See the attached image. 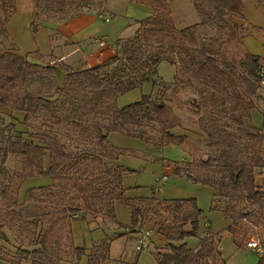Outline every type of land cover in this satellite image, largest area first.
<instances>
[{
  "label": "trees",
  "instance_id": "16d2710c",
  "mask_svg": "<svg viewBox=\"0 0 264 264\" xmlns=\"http://www.w3.org/2000/svg\"><path fill=\"white\" fill-rule=\"evenodd\" d=\"M17 1L0 0V43L6 37L8 23L17 11ZM137 1L151 5L155 13L140 21L141 26L133 36L118 41L113 57L80 71L67 69L64 82L61 86L57 85L58 94L68 91L70 85L77 83L90 86L87 95L75 109L80 111V115L98 113L102 116L101 119L94 118L91 124H81L75 119L69 121L68 117L57 112L59 97L45 95L41 90L36 92L23 88L30 77L41 72L56 74L58 71L54 66L32 62L25 56L0 47V104L11 110L8 113H23L25 121H28L31 117L40 116L42 111L50 112V116L42 123L47 130L68 123L79 129L77 133L85 135V139H80L79 144L69 147L57 136L48 133L49 131L27 137L17 130L15 138L10 139L5 146H0V176L5 175L9 179L8 182L0 179L2 196L6 197L13 188L19 193L27 178L43 175L51 178L48 186L51 196L56 194L55 190L62 192L60 203L55 204L58 214L51 216L49 225L33 241L32 249H21L20 258L28 259L33 256L32 264H65L61 262L59 254H51V239L57 228L67 234L70 250L78 261L86 258L87 264L105 263L114 237L103 240L91 249L75 244L71 219L74 214H79V218L101 216L116 220L115 206L120 201L132 208V223L125 228L132 227L135 230L147 218L143 204L148 198L128 196L129 187L124 185V178L134 170L119 163L123 151L110 142V136L112 133H119L150 143L152 141L158 147L181 145L185 142L186 135L173 132L182 121L164 98L145 94L140 100L125 106H119L117 102L119 96L141 88L145 82L153 80L162 61L176 63L169 51L174 50L177 41L181 54L187 56L182 59L185 71L191 65L198 69V75H205L214 86H218L219 82L226 83V90H231L230 97L240 114L234 121L244 124V119H248L249 129H246V133L259 146L258 152L251 154L249 145L245 144V150L240 151L239 156L235 155L232 151L235 136L217 123L209 127L203 120L201 127L205 129L213 149L206 154V159L202 157L200 161L205 167L220 169L218 173L222 179L220 183H216L213 175L205 179L194 178L192 174L187 176L195 182L214 188L220 187L224 190L231 186L234 191L232 194L227 191V194L232 200L243 199L245 204L252 207H242L235 211L236 206L226 205L221 209L230 220L226 230L238 247H243L247 235L245 222L264 228V184L257 180L258 175L264 176V151L261 150L264 145V125L257 127L252 123L251 111L254 103L250 98L260 92L261 73H264L263 58L246 50L240 58L230 59L220 49L222 42L218 37L210 36L208 41L202 43L198 41V29L204 22L177 28L173 25L167 2ZM205 1L211 6L207 18L218 25L224 22L230 25L233 28L230 36L244 44L246 34L238 33L247 22L244 16L246 0ZM55 4L60 8L66 1L58 0ZM36 7L37 5L35 10ZM32 28L34 33L39 28L34 20ZM179 71L182 72L180 67ZM10 157L21 162L18 173H10L6 167ZM44 187L46 186L37 188ZM239 190L244 194L239 193ZM170 202L174 218L172 228L177 234L165 235L166 250L157 251L158 264H226L227 259L221 248V232L213 234L206 231L196 247H191L188 243V238L198 234L203 217V210L197 199L178 198ZM13 204L18 205L17 198ZM36 222L37 220L35 224ZM121 235L123 234L118 236ZM251 237L258 239L262 247L261 240L256 236L248 235L246 243ZM56 242L61 245L60 239ZM258 264H264V256L259 257Z\"/></svg>",
  "mask_w": 264,
  "mask_h": 264
},
{
  "label": "rangeland",
  "instance_id": "374dc122",
  "mask_svg": "<svg viewBox=\"0 0 264 264\" xmlns=\"http://www.w3.org/2000/svg\"><path fill=\"white\" fill-rule=\"evenodd\" d=\"M55 1L58 0H33L37 5L34 13L36 26L40 27L43 23L59 24L83 13H92L98 17L104 13L105 0L84 2L82 0H65L66 4L60 8L55 4ZM164 1L168 3V10L175 27L183 28L204 22L198 29L199 42H206L210 36H215L222 42L220 49L230 59H238L248 50L253 54L260 55L264 60V8H262V4L256 3L258 1L264 4V0H255V5L250 0H246L244 16L250 24L244 23L242 31L238 33L246 34L244 44L239 39L230 36L233 29L230 25L225 22L218 25L217 22L207 18L211 8L207 1ZM113 3L120 10L114 19L121 18L130 26L129 29L118 32V35L110 36L109 46L115 44L114 48H116L119 40L116 43L115 41L118 36L124 32H132L137 21L147 18L151 14V10L145 5L127 2L123 4L121 0L111 1L110 5ZM106 12L108 11L106 10ZM192 16L199 19H191ZM102 39L106 40L105 36L98 35L95 41L99 43L98 40ZM180 51L181 48L177 41L174 50L169 51L170 55L174 56L176 63L162 61L157 76L153 80L145 82L141 88L119 96L117 100L119 106H125L140 100L145 94L164 98L182 121V124L176 127L173 132L186 135L183 144H171L164 147L155 146L152 141L150 143L119 133H112L110 136V142L114 146L118 144L117 147L123 151L119 158L120 164L134 170L124 178V185L132 188L128 196L150 198L143 204L147 211V218L135 230L132 227L125 228L132 223V208L127 203L119 201L115 206L116 220L105 219L101 216L78 217V219L72 216L71 219H75L72 223L75 240L88 248L96 242L107 241L108 238L114 237L112 249L104 264H134L135 261H138L137 264H158L157 251L166 250L165 235L177 234L176 230L172 228L174 218L170 209V201L178 198H196L199 207L203 210V217L198 234L188 238L189 245L196 247L206 231L221 232L223 234L221 248L227 259L226 264H258L259 257L264 256V228L245 222L244 227L247 235L244 238L243 247H238L234 243L232 235L226 230L230 220L221 211L226 205L236 206L235 211L242 207L249 209L252 207L245 204L243 199L232 200L227 194V191L230 194L233 193L234 190L231 186L224 190L220 187L214 188L195 182L187 175L192 174V177L199 179L209 178L213 175L216 183H220L222 179L218 173L220 169L213 166L205 167L200 161L202 157L206 159V154L213 149L208 142L205 129L203 130L201 127L203 120L209 127L212 126L211 124L217 123L219 127L236 137H233L235 146L232 149L235 155L239 156L240 151L245 150V144L249 145L251 154L258 152L259 146L255 145V140L246 133V129H249L248 119H244V124L234 121V118H238L240 114L239 111H236L234 100L230 97L231 90L230 92L226 90L228 87H226V83L223 81L217 83L218 86H214L205 75H198V69L191 65L188 67L189 70L185 71L183 60L187 56L181 54ZM179 67L182 72L179 71ZM57 85H61L57 73L41 72L30 77L23 88L36 92L41 90L45 95L59 97V102L56 105L57 112L68 117L69 121L75 119L79 120L81 124L87 125L93 123L94 118H102L98 113L80 115V111L75 109L90 90L88 84L81 82L70 85L68 91L61 92V94H58ZM250 98L254 103V108L251 111L252 123L257 127H262L264 124V85L262 82L259 94L257 93V96L253 94ZM10 111L0 104V146H5L10 139L15 138L17 130L27 137L31 134L34 136L49 131L48 133L57 136L69 147L76 146L80 143V139H85V135L77 133L78 128L68 123L47 130V127L42 123L50 116V112L42 111L40 116L31 117L30 120L25 121L23 113L13 111L9 114ZM152 136L156 137L155 134ZM261 150L264 151V145L261 146ZM20 165L21 162L13 157H10L6 162L10 173H18ZM164 174L169 175L168 180L165 183H160L159 179ZM0 179L6 182L9 180L5 175L0 176ZM257 180L258 183L264 184V176L258 175ZM50 182L49 175L30 177L21 185L19 193L13 188L8 191L6 197L0 194V264H32L33 256L28 259L20 258L21 249L34 247L33 241L49 225L51 216L58 214L55 204L60 203L62 197V192L59 190H55L56 194L51 196V190L48 187ZM17 183L15 182V184ZM11 185L16 187L14 184ZM40 186L46 187L37 188ZM239 193L244 194L242 190H239ZM16 198L18 205L13 204ZM89 218H93L94 222ZM102 219L104 220L102 221ZM143 232L149 234L147 235L148 246L142 252L137 250L136 245ZM120 234L123 235L118 236ZM66 235L60 228L56 229L51 239V254H59L61 262L65 264H87L86 258L78 261L73 255L70 250V241ZM248 235L256 236L261 240L262 252L247 247L246 238ZM57 239L61 240V245L56 242ZM111 253L115 256L111 257Z\"/></svg>",
  "mask_w": 264,
  "mask_h": 264
},
{
  "label": "crops",
  "instance_id": "0c3cea01",
  "mask_svg": "<svg viewBox=\"0 0 264 264\" xmlns=\"http://www.w3.org/2000/svg\"><path fill=\"white\" fill-rule=\"evenodd\" d=\"M111 1L116 2L117 0H105L103 6V15L110 18L108 22L95 14L83 13L74 19H70L59 24L43 23L42 26L38 28V31L34 33L32 23L34 20L35 4L33 0H18L17 11L8 23L7 35L3 39L2 43H0V47L8 51L15 52L21 56H25L32 62L54 66L58 71L57 74L59 84H62L68 73L67 69L80 71L91 68L114 56L115 44L113 46H109L110 36L116 35L118 32L123 31V29L127 30L130 26L121 18L114 19L115 15L119 14L118 11L120 10L114 3L113 5H110ZM250 1L255 5V0ZM121 2L123 4L127 2L150 7L151 14H149L148 17L155 13V9L146 3H140L135 0H121ZM256 3L264 6L263 3L258 1ZM263 6L262 8H264ZM106 10L108 12H106ZM192 17L193 18L191 19H199V15L198 17ZM141 20L137 21V24L134 26L132 32L128 30L129 33L124 32L119 35L115 43L123 38L133 36L141 26ZM247 22L249 23L248 20ZM98 35L105 36L107 41L104 47H101L100 44L95 41ZM117 146L119 145L117 144ZM163 176L159 179L160 183L166 182H161ZM131 189L132 188L129 187L128 193ZM89 220L94 222L93 218H89ZM103 220L104 219H102V221ZM73 236L75 244L80 245L75 240V233ZM139 238L136 248L139 244ZM102 241L94 243L92 246L88 247V249H91L94 245L99 244ZM114 256L115 255H112L111 253V257Z\"/></svg>",
  "mask_w": 264,
  "mask_h": 264
},
{
  "label": "built area",
  "instance_id": "2783aa9c",
  "mask_svg": "<svg viewBox=\"0 0 264 264\" xmlns=\"http://www.w3.org/2000/svg\"><path fill=\"white\" fill-rule=\"evenodd\" d=\"M100 18L104 19L107 22L110 20L109 17H106L103 14H100ZM98 41H99L100 46L104 47L106 45V40L105 39L98 40ZM261 74H262L261 82L264 85V73L262 72ZM167 178H168V175L165 174L163 176L161 182H165L167 180ZM74 217L75 218L79 217V214H74ZM148 234H149L148 232H145V233L143 232L141 237L139 238V244L137 246V249L139 251H144L147 248V246H148V242H147L148 236L147 235ZM247 247L255 249L258 252H262L260 241L258 239H256V238H254V237H251L250 239H248Z\"/></svg>",
  "mask_w": 264,
  "mask_h": 264
}]
</instances>
